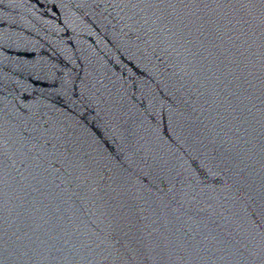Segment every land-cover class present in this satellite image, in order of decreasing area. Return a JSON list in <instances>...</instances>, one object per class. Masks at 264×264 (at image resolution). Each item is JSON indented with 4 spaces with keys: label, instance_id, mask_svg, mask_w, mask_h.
<instances>
[{
    "label": "water",
    "instance_id": "95a60500",
    "mask_svg": "<svg viewBox=\"0 0 264 264\" xmlns=\"http://www.w3.org/2000/svg\"><path fill=\"white\" fill-rule=\"evenodd\" d=\"M0 264H264V0H0Z\"/></svg>",
    "mask_w": 264,
    "mask_h": 264
}]
</instances>
